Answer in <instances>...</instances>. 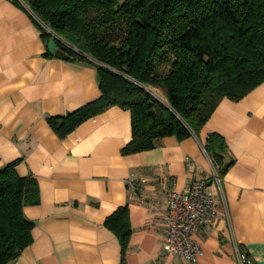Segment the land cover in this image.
<instances>
[{"label": "crops", "instance_id": "1", "mask_svg": "<svg viewBox=\"0 0 264 264\" xmlns=\"http://www.w3.org/2000/svg\"><path fill=\"white\" fill-rule=\"evenodd\" d=\"M35 20L0 0V170L16 162L39 187L38 201L23 209L32 242L12 264H189L163 249L168 195L209 175L203 146L212 132L227 144L220 176L229 215L211 183L215 217L196 234L202 251L194 264H239L236 244L252 264H264V81L239 101L223 99L198 135L167 136L149 150L122 153L132 125L119 106L60 138L49 119L97 99L99 73L57 49L51 54ZM120 206L131 223L124 256L104 224Z\"/></svg>", "mask_w": 264, "mask_h": 264}, {"label": "trees", "instance_id": "2", "mask_svg": "<svg viewBox=\"0 0 264 264\" xmlns=\"http://www.w3.org/2000/svg\"><path fill=\"white\" fill-rule=\"evenodd\" d=\"M13 2L36 17L43 37L48 42L53 36L62 55L98 70L100 96L49 119L60 138L119 106L130 112L132 125L122 153L149 150L167 136L198 135L223 99L239 101L264 81V0ZM203 147L221 174L229 165L225 138L209 133ZM15 167L0 170V264H12L31 244L33 223L23 209L39 199L37 181ZM104 224L124 256L128 207H118Z\"/></svg>", "mask_w": 264, "mask_h": 264}, {"label": "built area", "instance_id": "3", "mask_svg": "<svg viewBox=\"0 0 264 264\" xmlns=\"http://www.w3.org/2000/svg\"><path fill=\"white\" fill-rule=\"evenodd\" d=\"M42 26L46 28L44 24ZM46 29L50 31L49 28ZM59 39L61 40L60 37ZM205 154L211 164L209 175L206 178L192 180L183 189L172 190L168 195L163 249L167 254L180 257L189 264L196 263L202 251L196 234L214 221L216 195L210 189L211 183L217 185L225 215L227 217L229 215L222 178L211 158L206 152ZM187 162L190 164L189 160ZM235 247L239 264H252L248 254L242 251L238 244Z\"/></svg>", "mask_w": 264, "mask_h": 264}, {"label": "water", "instance_id": "4", "mask_svg": "<svg viewBox=\"0 0 264 264\" xmlns=\"http://www.w3.org/2000/svg\"><path fill=\"white\" fill-rule=\"evenodd\" d=\"M56 48H57V45H56L55 39L51 37L48 42V50L51 54H54Z\"/></svg>", "mask_w": 264, "mask_h": 264}, {"label": "rangeland", "instance_id": "5", "mask_svg": "<svg viewBox=\"0 0 264 264\" xmlns=\"http://www.w3.org/2000/svg\"><path fill=\"white\" fill-rule=\"evenodd\" d=\"M151 92H154V91H152V89H149ZM158 91H156V93L154 92L153 93V96H155L156 98H158V99H160L161 101H163L164 103H165V98L163 97V95L160 93H157Z\"/></svg>", "mask_w": 264, "mask_h": 264}]
</instances>
